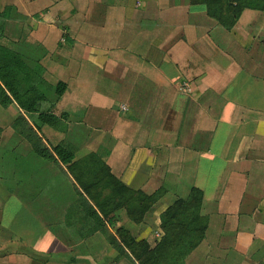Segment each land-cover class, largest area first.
Listing matches in <instances>:
<instances>
[{
  "label": "crops",
  "instance_id": "crops-1",
  "mask_svg": "<svg viewBox=\"0 0 264 264\" xmlns=\"http://www.w3.org/2000/svg\"><path fill=\"white\" fill-rule=\"evenodd\" d=\"M4 10L0 45L32 48L39 80L65 84L52 109L68 114L65 131L44 137L79 140L77 157L113 141L115 177L145 194L165 189L138 223L110 214L111 235L126 225L160 240L161 212L194 186L209 227L186 263L264 264V11L243 9L227 30L190 0H0ZM17 113L0 106V264H135L128 251L88 247L103 235L73 207L72 181L62 191L54 166L32 169L10 128ZM11 140L23 173L7 178Z\"/></svg>",
  "mask_w": 264,
  "mask_h": 264
},
{
  "label": "trees",
  "instance_id": "trees-1",
  "mask_svg": "<svg viewBox=\"0 0 264 264\" xmlns=\"http://www.w3.org/2000/svg\"><path fill=\"white\" fill-rule=\"evenodd\" d=\"M190 4L203 6L207 15L227 30L235 25L243 9L264 11V0H190ZM6 17L7 10L0 12V37L5 32ZM19 45H15V51L0 45V106L16 104L19 112L11 128L29 150V158L33 157L32 169L43 164L54 166L56 183L62 191L66 190L64 183L72 181L76 196L73 207L81 212L89 234L98 232L104 235L120 255L127 257L130 254L135 264H187L186 257L203 241L207 229L202 191L191 187L186 197L175 198L161 212L159 228L162 237L153 245L136 239L122 227L118 228L119 239L111 235L106 227V223L112 224L110 214L123 208L127 217L138 223L165 194V189L145 194L130 189L115 177L105 162L113 141L80 157L76 155L79 140L63 138L57 143L49 142L44 137L43 128L64 132L69 117L67 113L55 115L52 112L65 84L58 82L54 88H47L37 77L32 48L29 55H23L16 51ZM20 47L24 48L22 44ZM10 143L11 146L1 154V163H7L4 165L9 175L7 178L23 173L17 169L16 142L11 140ZM7 191L10 193L11 188Z\"/></svg>",
  "mask_w": 264,
  "mask_h": 264
},
{
  "label": "rangeland",
  "instance_id": "rangeland-1",
  "mask_svg": "<svg viewBox=\"0 0 264 264\" xmlns=\"http://www.w3.org/2000/svg\"><path fill=\"white\" fill-rule=\"evenodd\" d=\"M13 104V103H12ZM11 105V104H10ZM19 112V111H18ZM18 114V113H17ZM17 115H15V117H16ZM14 117V118H15ZM13 118V119H14ZM13 119L11 120V123H12V121H13ZM11 123L9 122V124H10V128H11ZM12 129V128H11ZM13 130V129H12ZM14 132V131H13ZM163 196L164 195H162V197L159 199V201H161V199L163 198ZM177 198V197H176ZM165 199V198H164ZM175 199V198H174ZM173 199V200H174ZM158 201V202H159ZM156 203V204H154V205H152L147 211H146V213L144 214V216L145 215H147V217H149V215L148 214H150L151 212L150 211H152V209H156L155 207H160L161 206V204H159V203ZM173 202V201H172ZM170 205V204H169ZM203 213L205 214V210L203 209ZM113 214H118V216H119V214H123L124 216H127V214H126V212H125V210L123 209V208H119V209H117L115 212H113ZM152 215V214H151ZM206 215V214H205ZM207 216V218H208V215H206ZM109 225V227H113V225L114 224H108ZM124 230H126V231H128L126 228V225L125 226H121ZM209 227V222L207 223V228ZM113 229V228H112ZM114 231L116 230V229H113ZM118 230V229H117ZM102 235V234H101ZM116 238V237H115ZM205 238V237H204ZM119 239V238H118ZM138 239V238H137ZM141 238H139L138 240H140ZM103 241L102 242H100L99 241V239L98 238H96V239H94V238H91L90 240H89V243H88V247L91 249V250H93V249H97V248H99L100 249V247L102 246V244L105 246V247H107V245H109V243L107 242V240L105 239V237H104V235H103V239H102ZM158 240V238L156 237V235L152 238V240H151V245H153L156 241ZM110 246V245H109ZM118 259H122L121 257L120 258H118Z\"/></svg>",
  "mask_w": 264,
  "mask_h": 264
}]
</instances>
